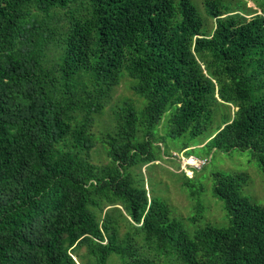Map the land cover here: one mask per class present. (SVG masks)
Returning a JSON list of instances; mask_svg holds the SVG:
<instances>
[{"label":"trees","instance_id":"obj_1","mask_svg":"<svg viewBox=\"0 0 264 264\" xmlns=\"http://www.w3.org/2000/svg\"><path fill=\"white\" fill-rule=\"evenodd\" d=\"M258 1L204 0L207 32L192 0H0V264H264V206L240 192L244 173L214 175L228 223L192 233L130 173L154 160L166 112L171 136L196 137L221 106L235 110L205 145L250 150L264 173ZM123 74L144 104L112 109L97 165L95 115Z\"/></svg>","mask_w":264,"mask_h":264},{"label":"rangeland","instance_id":"obj_2","mask_svg":"<svg viewBox=\"0 0 264 264\" xmlns=\"http://www.w3.org/2000/svg\"><path fill=\"white\" fill-rule=\"evenodd\" d=\"M204 0H192L198 12L204 20L203 29L210 32L214 21L208 17L204 10ZM224 4H240L245 6L244 12H252L254 8L260 13L259 1L255 4L250 0H222ZM236 7V6H233ZM240 7V8H241ZM238 8V7H237ZM244 9V8H243ZM243 11V10H242ZM250 14H248V17ZM131 79L123 74L120 82L115 86L113 95L108 106L99 114L95 115L93 132L96 143L91 151V161L102 165L108 162L105 146L102 144V136L114 127L112 109H117L125 100L134 103L139 111L144 100L131 90ZM234 107L221 106V113L233 114ZM219 112L213 119L210 128L201 135L190 137L188 134L171 136L166 123L169 112H166L159 125L154 129V135L150 144V151L154 160L143 166L140 164L130 167V173L137 175L143 180L148 197L166 201L172 208V214L181 221L183 227L190 233L203 227L206 223L217 226H225L228 223L223 201L212 192L214 175L217 172L244 173L246 180L240 184V192L248 196L253 202L264 206V173L252 156L250 150H238L233 148L229 152H223L215 148H209L205 143L210 135L215 132L220 124ZM188 145L187 148H183ZM193 155L198 159H204L199 168L182 170L180 156ZM124 228H121V232ZM78 252H85L81 247ZM113 257V256H112ZM111 258L110 262H111ZM79 260V257H75ZM113 264H120L118 259H113Z\"/></svg>","mask_w":264,"mask_h":264},{"label":"built area","instance_id":"obj_3","mask_svg":"<svg viewBox=\"0 0 264 264\" xmlns=\"http://www.w3.org/2000/svg\"><path fill=\"white\" fill-rule=\"evenodd\" d=\"M204 159H198L197 157H194L193 155H187L184 156L181 154L180 156V163L182 170H187L188 168H199L203 163ZM187 167V169H185Z\"/></svg>","mask_w":264,"mask_h":264}]
</instances>
